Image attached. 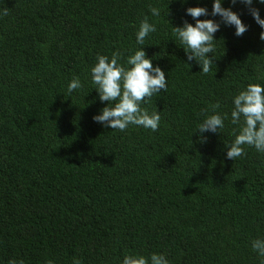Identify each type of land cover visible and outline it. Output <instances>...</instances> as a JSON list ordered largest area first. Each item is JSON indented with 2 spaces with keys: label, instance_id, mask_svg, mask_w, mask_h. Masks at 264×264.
I'll return each mask as SVG.
<instances>
[{
  "label": "trees",
  "instance_id": "16d2710c",
  "mask_svg": "<svg viewBox=\"0 0 264 264\" xmlns=\"http://www.w3.org/2000/svg\"><path fill=\"white\" fill-rule=\"evenodd\" d=\"M197 5L211 12L212 0H0V264H121L129 252L262 264L251 244L264 238V154L227 158L230 119L207 143L193 133L202 109L230 117L234 95L264 84L262 29L236 4L250 27H221L205 74L173 32ZM145 18L157 31L142 47L168 78L141 104L159 111V129H106L92 119L107 102L91 67L114 52L124 63ZM74 77L83 88L69 96Z\"/></svg>",
  "mask_w": 264,
  "mask_h": 264
},
{
  "label": "clouds",
  "instance_id": "9594fccd",
  "mask_svg": "<svg viewBox=\"0 0 264 264\" xmlns=\"http://www.w3.org/2000/svg\"><path fill=\"white\" fill-rule=\"evenodd\" d=\"M187 0H181L186 3ZM242 4L253 17L256 24L262 29L259 39L264 41V17L256 5H264V0H230L231 6H225V0H212L211 12L206 6L197 5L186 8V14L191 16L195 23L184 20L181 26L173 25L176 40L187 54V60L200 66V71L208 73L214 62L216 52V33L222 26L234 28V35L243 36L248 31L239 11L234 10L236 4ZM153 16H160V9H150ZM7 10L0 15H7ZM201 17H206L201 19ZM219 17V19H216ZM157 31L156 25L145 18L136 32V43L140 47L133 54L127 56L121 63V53L114 52L108 55L98 54L96 63L91 67V82L96 89L100 101L107 104L94 114L92 119L106 129H115L125 132L130 125L141 126L155 132L159 129L161 115L159 111L149 112L142 108V103H148L150 98L168 87V78L165 70L158 64L154 66L153 57H149L142 47L150 34ZM175 40V41H176ZM211 54V55H209ZM189 64V63H188ZM83 88L79 77H74L67 86L69 96ZM233 108L230 113L217 111L220 105L212 106L209 114L207 109L201 110L202 121L195 128L199 132L198 141L207 143L206 133H220L225 128V121L237 125L234 129V139L226 144V156L236 160L246 155V146L254 147L258 153L264 154V84L249 83L232 97ZM193 135V134H192ZM252 249L262 258L264 264V238L252 241ZM9 264H24L15 259ZM47 264H53L51 260ZM73 264H81L75 259ZM121 264H170L163 253H152L149 257L129 252L124 255Z\"/></svg>",
  "mask_w": 264,
  "mask_h": 264
}]
</instances>
